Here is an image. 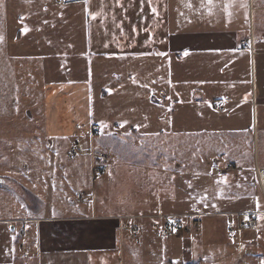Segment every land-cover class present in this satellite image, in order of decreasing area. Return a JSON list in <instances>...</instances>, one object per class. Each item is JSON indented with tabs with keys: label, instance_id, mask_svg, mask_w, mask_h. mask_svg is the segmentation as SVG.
<instances>
[{
	"label": "crops",
	"instance_id": "crops-1",
	"mask_svg": "<svg viewBox=\"0 0 264 264\" xmlns=\"http://www.w3.org/2000/svg\"><path fill=\"white\" fill-rule=\"evenodd\" d=\"M219 2L222 0H0V37L2 16L5 56L23 59L27 65L32 59L39 60L46 97L51 105L62 107L60 117L54 119L51 114L48 118L53 128L59 122L58 131L82 135L83 129L97 125V132L87 133L90 138L99 132L98 139L118 137L121 141L182 136L186 159L193 151V140L231 134L235 148L244 141L255 144L251 168L241 166L238 157H229L239 165V173L255 174L256 168H264V15L258 13L256 21L253 19L252 2ZM19 3H24L23 14L16 11L11 16ZM257 9L261 12L264 7ZM69 105L74 123L63 112ZM96 144L97 140L91 141L90 147L95 149ZM95 160L101 162L99 154ZM107 161L113 171L124 173L128 168L113 148ZM133 171L136 177H161L146 167ZM107 191L98 202L92 201L91 209L116 214L102 212L100 217L177 214L163 210L165 202L158 197L152 200L140 194L126 198V192ZM24 197L29 198L26 204L34 212L15 216L22 215L21 223L37 226L42 218L36 216L35 199L28 193ZM17 217L0 221L12 224ZM115 221L121 236L122 223ZM150 222L153 230L157 223ZM94 226L99 228L94 246L81 250L73 247L72 240L69 250L52 246L43 251L38 244L36 261L29 259V251L26 264H123V249L128 247L121 237L116 243L107 224ZM237 236L238 247L244 249H250L246 243L256 241L244 230ZM192 237H188L190 243L183 238L163 244L152 239L147 244L159 250L160 264L170 263L175 252L191 262L198 259ZM134 243L135 248L145 246L140 237ZM0 264L13 261L0 259Z\"/></svg>",
	"mask_w": 264,
	"mask_h": 264
},
{
	"label": "rangeland",
	"instance_id": "rangeland-1",
	"mask_svg": "<svg viewBox=\"0 0 264 264\" xmlns=\"http://www.w3.org/2000/svg\"><path fill=\"white\" fill-rule=\"evenodd\" d=\"M230 1L222 0L219 3L227 4ZM232 1H239L240 4L243 1L252 2L254 9H250V13L253 11L255 21L258 13L264 15V10L260 12L257 9L264 7V0ZM213 3L207 4L209 9H212L210 5ZM17 6L18 9L11 16H16V11L23 14L24 3ZM3 26L1 16L0 220L34 212L26 204L29 202V198L24 197L26 193L35 199L34 210L42 220H38L37 226L33 222L21 223L22 215L12 224L0 221V259L13 261V264H26L34 258L35 262L40 252L38 244L43 251L51 250L52 246L66 251L72 248L71 244L74 248L84 250L87 245H95L99 229L94 226L96 223L101 226L107 224L109 236L115 237L116 243L121 237L124 246L128 247L123 249V264H160L159 250L147 244L152 239L163 244L168 240L178 242L187 238L186 242L190 243L191 238L180 235L163 238L162 219L154 220L139 215L137 223L140 230L137 238L124 231L120 236V227L115 219L127 215L115 216L113 220L100 217L103 216L100 215L102 212L116 214L113 211L93 212L91 209L94 199L98 202L102 193L115 190L116 193L126 192V198L140 194L148 195L152 200L158 197L165 202L162 209L168 212L201 214V227L191 240L193 254L198 258L194 260L201 264H264V195L256 183L255 174L250 171L239 173V165L230 159L238 157L241 166L251 168L255 161V144L244 141L235 148L231 134H219L213 139L193 140V151H190L189 159H186L182 136L167 135L153 139L128 137L121 141L118 137L98 139V136H102L101 132L90 138L87 133L74 135L58 131L61 129L59 122L53 128L48 118L51 114L55 115L54 119L60 117L62 107L51 105L46 97L45 83L37 64L39 60L32 59L27 65L23 59L5 56L7 40L5 33H2ZM63 112L66 118L75 122L70 105ZM75 138L82 144L77 154L72 153ZM94 140H97L95 149L90 147ZM249 143L253 146H249ZM111 148L120 160L126 161L128 168L124 173L118 169L113 171L111 163L107 161V171L96 172L95 168L104 163L94 161V158ZM259 150L262 152L260 145ZM143 162H146L147 169L161 177L154 175L147 179L142 174L136 177L137 172L133 170L145 168L141 166ZM215 164L219 167L231 165L234 169L218 173L213 170ZM11 181L17 185H12ZM238 212L256 214V228L242 229L256 239L252 243L245 242V246L251 250L244 249L240 244L238 247L237 232L232 234L234 238L228 237L227 229L236 226L238 219L235 214ZM64 216L75 219H63ZM149 220L157 223L154 231L150 228ZM138 221H141L140 224ZM12 225L15 226L14 231L11 230ZM34 234L37 239L33 238ZM139 237L140 242L145 241V246L142 244L135 248L134 241ZM72 240L71 244L68 243ZM24 252H29L28 260L22 257ZM170 259L171 262L166 264H186L190 261L178 252L173 253Z\"/></svg>",
	"mask_w": 264,
	"mask_h": 264
},
{
	"label": "built area",
	"instance_id": "built-area-1",
	"mask_svg": "<svg viewBox=\"0 0 264 264\" xmlns=\"http://www.w3.org/2000/svg\"><path fill=\"white\" fill-rule=\"evenodd\" d=\"M243 43V42H242ZM219 110H222L221 107H219ZM75 129L80 130L79 126H75ZM99 130V127L97 125H94L91 127L90 130L83 129V132L92 134L93 132H97ZM81 148V142L78 138L74 139L73 146H72V153L76 154L78 153L79 149ZM110 157V150L107 149L102 155H100V160L102 161L101 166L95 168V171L98 173H104L107 170V165L105 164L106 161ZM94 169V168H93ZM234 169L231 165H219L214 166L213 170L218 173H226L230 172ZM255 179L257 182V185L261 188V191L264 195V168H256L255 169ZM248 215V217L246 216ZM255 212H249V213H236L235 216L237 217L238 221L236 226L229 227L228 233H229V239L234 238L232 235L234 232H237L240 229H246V228H252L254 229L256 226V216ZM139 216H125V217H119V221L122 222L123 219H125L124 224L121 226L122 231L128 232L132 235L133 238H137L138 231L140 230V226L137 223ZM143 218H149V219H162L164 221L163 224V237L170 238L173 236H184V237H192L195 233L198 232L200 227V220L198 215L195 214H164V213H157L155 215H146L142 216ZM249 218V219H248ZM156 227V225L154 226ZM21 249H23V246H21ZM249 252V250H247ZM28 256V252L23 253V257L26 258ZM188 264H201L199 261H191Z\"/></svg>",
	"mask_w": 264,
	"mask_h": 264
},
{
	"label": "snow or ice",
	"instance_id": "snow-or-ice-1",
	"mask_svg": "<svg viewBox=\"0 0 264 264\" xmlns=\"http://www.w3.org/2000/svg\"><path fill=\"white\" fill-rule=\"evenodd\" d=\"M25 31H27V29H25ZM0 39H2V37H0ZM187 55V53H185Z\"/></svg>",
	"mask_w": 264,
	"mask_h": 264
},
{
	"label": "water",
	"instance_id": "water-1",
	"mask_svg": "<svg viewBox=\"0 0 264 264\" xmlns=\"http://www.w3.org/2000/svg\"><path fill=\"white\" fill-rule=\"evenodd\" d=\"M2 180L0 179V182H1Z\"/></svg>",
	"mask_w": 264,
	"mask_h": 264
}]
</instances>
